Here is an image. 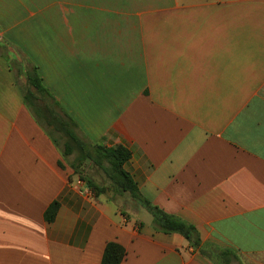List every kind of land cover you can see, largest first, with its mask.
I'll list each match as a JSON object with an SVG mask.
<instances>
[{
	"label": "crops",
	"instance_id": "1",
	"mask_svg": "<svg viewBox=\"0 0 264 264\" xmlns=\"http://www.w3.org/2000/svg\"><path fill=\"white\" fill-rule=\"evenodd\" d=\"M33 66L48 103L26 102ZM49 103L126 147L142 197L198 243L96 195ZM110 242L121 264H264V0H0V264H102Z\"/></svg>",
	"mask_w": 264,
	"mask_h": 264
},
{
	"label": "trees",
	"instance_id": "2",
	"mask_svg": "<svg viewBox=\"0 0 264 264\" xmlns=\"http://www.w3.org/2000/svg\"><path fill=\"white\" fill-rule=\"evenodd\" d=\"M25 77L28 85V89L25 91L27 104L32 103V100L36 101L43 99L42 96L51 97L47 89L43 86L36 67L33 66L32 69L27 70V72H25ZM37 96L40 98H37ZM39 114L44 122L46 121V123L53 126L56 131L62 132L66 136V155L73 153L75 146L80 149L81 156H78L76 162L72 164L76 173H78V169L82 166L83 161H91L93 165L99 167V169L106 174L112 185L115 187L116 193H128L130 198L137 201V203H141L148 211H150L153 214L155 224L160 230L165 233H180L193 244L196 245L198 243L199 239L194 226L185 223L177 217L164 213L158 207L152 205L142 197L137 184L131 175L124 169V165L131 157V153L126 147L117 145L113 148L107 149L101 145H89L80 142L79 139L67 128V125L69 124L72 127L75 126L73 122L70 123L66 121V123L51 107H46L45 105ZM86 184L96 195L105 193L106 191L105 187H99L90 180L86 181ZM57 209L58 203L55 201L45 213V218L48 221H52L56 215ZM125 255L126 251L123 246L115 242H110L105 247L102 264H121ZM221 255L224 261L228 263L231 257L230 252L224 251Z\"/></svg>",
	"mask_w": 264,
	"mask_h": 264
},
{
	"label": "rangeland",
	"instance_id": "3",
	"mask_svg": "<svg viewBox=\"0 0 264 264\" xmlns=\"http://www.w3.org/2000/svg\"><path fill=\"white\" fill-rule=\"evenodd\" d=\"M43 101H45L46 103L50 102L49 98L46 96H42ZM37 98H40L37 96ZM50 105V103H49ZM50 107L53 109V106L50 105ZM55 111V110H54ZM41 112V110H39V113ZM66 122V121H65ZM67 123V122H66ZM69 124V123H68ZM67 128L71 131V133L73 135H75L77 137V135L75 134L74 128L69 124L67 125ZM79 139L80 142L85 143L81 138L77 137ZM67 142V139H66ZM86 145V144H85ZM74 152L75 155L71 156L69 159H74L75 161L73 163L76 162L78 156H81L80 153V149L78 147H74ZM72 154V153H71ZM76 156V157H75ZM74 169V168H73ZM75 171V170H74ZM76 173V172H75ZM79 175V179H83V182L85 183L86 181L90 180L92 182H94L96 185H98L99 187H105L106 191L105 193L109 194V195H116L118 193H116L115 191V187L112 185L111 181L109 180V178L106 176V174L99 169V167L93 165L91 163V161L89 160H85L82 163V166L78 169V173H76ZM82 177V178H81ZM89 187V186H88ZM90 188V187H89ZM91 189V188H90ZM92 190V189H91ZM93 191V190H92ZM130 197V196H129ZM132 199V198H131ZM133 200V199H132ZM134 202H137L135 200H133ZM141 206H143L141 203H139ZM150 212V211H149ZM151 213V212H150ZM152 214V213H151ZM153 215V214H152Z\"/></svg>",
	"mask_w": 264,
	"mask_h": 264
}]
</instances>
